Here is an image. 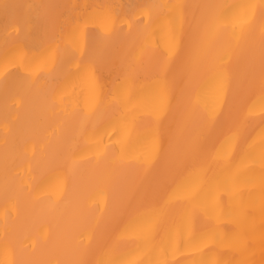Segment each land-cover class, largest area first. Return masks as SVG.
<instances>
[{
  "label": "snow or ice",
  "instance_id": "1",
  "mask_svg": "<svg viewBox=\"0 0 264 264\" xmlns=\"http://www.w3.org/2000/svg\"><path fill=\"white\" fill-rule=\"evenodd\" d=\"M0 32V264H264V0L3 3ZM99 184L106 207L86 208ZM25 193L79 243L49 258L43 224L10 230Z\"/></svg>",
  "mask_w": 264,
  "mask_h": 264
},
{
  "label": "bare ground",
  "instance_id": "2",
  "mask_svg": "<svg viewBox=\"0 0 264 264\" xmlns=\"http://www.w3.org/2000/svg\"><path fill=\"white\" fill-rule=\"evenodd\" d=\"M41 0H0V4L3 3H9V4H28V3H40ZM55 2L65 5H76V4H94V3H100L104 2V0H55ZM111 2L116 4L121 3H128L129 0H111ZM157 2L160 3H177V2H183V3H199L203 2V0H157ZM226 3H245V2H251V3H258L259 0H224ZM43 31H41L38 34H35L28 38V43L32 47H38L43 42ZM3 34L0 32V56H2L3 48ZM103 77L104 82L108 83L111 81L112 77L109 74L107 70L103 71ZM32 103L37 107H42L44 104L43 98H36ZM26 108H27V102H26ZM108 117L104 115H99L98 119L101 123H103ZM89 130H91L89 128ZM4 128L2 122H0V158H2L3 151H4ZM12 136H14L18 140H27L28 146L31 148L32 142L37 138V131L32 128L27 119L25 118L24 114L22 113V118L20 122L16 125L14 129L11 130L10 133ZM39 135L42 137L43 135H46V133H39ZM253 139H255L257 142L259 140V128L256 129V132L253 133ZM105 143H110L109 137H104ZM51 149L54 151L56 148L55 143L53 142L50 145ZM258 167V166H257ZM39 168H40V176L41 177H48L51 175V172L48 168V162L46 159H41L39 161ZM4 171L2 165H0V239H2L3 236V227H4V200L2 196V188L4 184ZM110 196V193L107 189V187L103 184L97 185L92 192L90 193L86 203V208H99L103 210L106 207V203L108 200V197ZM59 198V190H55L53 192V199ZM182 205L177 203L174 208L175 211L180 212L182 211ZM46 209V205L42 203H37L35 198H29L28 195L22 194L21 199L19 203L12 208V218L9 222L10 230L17 232L19 234H30L33 236H36L39 234V229L41 224H43V236L40 239V247L49 255V258H56V250L67 243L70 244H76L79 243V235L70 233L67 236L62 234L58 228L55 222L51 221L50 218L46 217L44 215ZM72 210V206H69V211ZM87 237H84L85 243H87ZM138 242H131L130 247H136V244ZM198 253L195 251L186 253L184 255H181L177 253L175 256L172 254H169L168 259L171 260H179V261H190L193 259L198 258ZM141 259H149V258H155L151 257V254L147 256H141L139 257Z\"/></svg>",
  "mask_w": 264,
  "mask_h": 264
}]
</instances>
